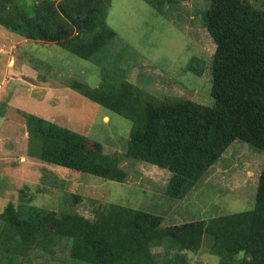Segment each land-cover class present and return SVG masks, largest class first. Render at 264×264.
Returning a JSON list of instances; mask_svg holds the SVG:
<instances>
[{"label": "trees", "instance_id": "obj_1", "mask_svg": "<svg viewBox=\"0 0 264 264\" xmlns=\"http://www.w3.org/2000/svg\"><path fill=\"white\" fill-rule=\"evenodd\" d=\"M110 1L0 0V26L27 40L53 42L97 65L99 58L118 63V53L109 46L117 35L105 24ZM142 1L165 16L174 0ZM208 1L201 19L215 45L208 67L211 105L183 98L147 100L125 71L111 76L104 67L96 89L79 81L68 84L131 122L125 158L169 171L164 194L175 201L207 176L234 141L264 151V0ZM129 48H123L127 55ZM198 65L192 58L188 71L201 75L204 68ZM20 113L30 157L110 181L128 178L122 160L104 153L100 142ZM66 195L74 203L81 200ZM21 201L0 213V264H30L32 256L48 254L55 259L64 240L79 249L70 259L86 264H188L187 253L202 250L219 257L220 264H264V165L252 209L167 227L159 214L119 204L96 203L88 218L68 206L56 211Z\"/></svg>", "mask_w": 264, "mask_h": 264}, {"label": "rangeland", "instance_id": "obj_2", "mask_svg": "<svg viewBox=\"0 0 264 264\" xmlns=\"http://www.w3.org/2000/svg\"><path fill=\"white\" fill-rule=\"evenodd\" d=\"M171 3L165 16H159L142 0L110 1L105 24L117 35L109 46L118 53V63L99 58L97 65L53 42L27 40L0 26V213L24 198L43 209L61 211L68 206L92 218L96 203H112L159 214L167 227L254 207L264 151L234 141L207 176L184 199L175 201L164 194L169 171L125 158L131 122L68 87L79 81L96 89L104 67L111 76L125 71L127 81L147 100L183 98L211 105L208 67L215 45L201 19L209 1ZM125 47H130L129 55ZM192 58L204 68L199 76L188 71ZM20 111L100 142L104 153L122 160L128 178L110 181L30 157ZM66 193L81 200L74 203ZM62 233L66 237L63 229ZM71 244L64 240L52 256L55 259L49 254L32 256L29 263L86 264L70 259L79 252ZM154 251L162 253V248ZM187 259L188 264H220L219 257L206 250L187 253Z\"/></svg>", "mask_w": 264, "mask_h": 264}]
</instances>
